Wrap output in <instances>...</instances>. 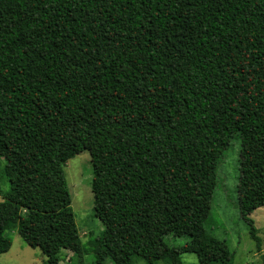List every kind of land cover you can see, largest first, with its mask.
Wrapping results in <instances>:
<instances>
[{
    "label": "trees",
    "instance_id": "obj_1",
    "mask_svg": "<svg viewBox=\"0 0 264 264\" xmlns=\"http://www.w3.org/2000/svg\"><path fill=\"white\" fill-rule=\"evenodd\" d=\"M233 138L237 208L260 252L264 0H0V155L15 166L0 254L15 230L43 264L63 250L83 264L64 167L85 151L111 219L94 264H232L206 226Z\"/></svg>",
    "mask_w": 264,
    "mask_h": 264
},
{
    "label": "rangeland",
    "instance_id": "obj_2",
    "mask_svg": "<svg viewBox=\"0 0 264 264\" xmlns=\"http://www.w3.org/2000/svg\"><path fill=\"white\" fill-rule=\"evenodd\" d=\"M240 141L230 140L228 149L217 165L218 182L210 203V221L207 232L215 239L223 240L234 252L232 264H263L264 256V205L255 208L250 214L258 236L261 239V250L256 251L255 242L250 238L248 228L241 219L237 203V186L239 177ZM15 168L7 152L0 155V201L9 191L8 169ZM66 182L71 195V207L82 244L81 261L83 264H94L92 250L94 241L100 236L103 224H110L111 219L102 208L96 189L98 187L92 172L89 154L82 152L69 159L64 167ZM6 235L11 240L10 249L0 254V264H43L47 260L38 248L28 246L15 230ZM167 243L180 247L187 239L168 236ZM77 258L63 250L58 264L77 263ZM104 264H111L106 260ZM134 264H145L136 260ZM156 264H166L158 261ZM181 264H198L195 254H182Z\"/></svg>",
    "mask_w": 264,
    "mask_h": 264
}]
</instances>
